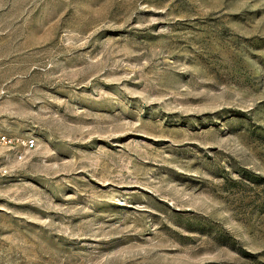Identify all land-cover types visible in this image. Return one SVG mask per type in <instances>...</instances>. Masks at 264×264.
Segmentation results:
<instances>
[{
    "label": "rangeland",
    "instance_id": "374dc122",
    "mask_svg": "<svg viewBox=\"0 0 264 264\" xmlns=\"http://www.w3.org/2000/svg\"><path fill=\"white\" fill-rule=\"evenodd\" d=\"M0 264H264V0H0Z\"/></svg>",
    "mask_w": 264,
    "mask_h": 264
},
{
    "label": "built area",
    "instance_id": "2783aa9c",
    "mask_svg": "<svg viewBox=\"0 0 264 264\" xmlns=\"http://www.w3.org/2000/svg\"><path fill=\"white\" fill-rule=\"evenodd\" d=\"M36 146V141L32 137H12L0 135V176L8 173L7 162L11 157L17 161L24 159V153L29 152Z\"/></svg>",
    "mask_w": 264,
    "mask_h": 264
}]
</instances>
